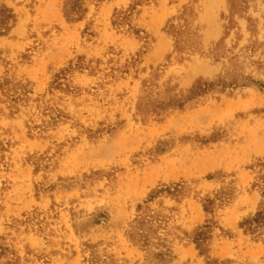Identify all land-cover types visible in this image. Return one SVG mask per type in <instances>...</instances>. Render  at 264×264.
Listing matches in <instances>:
<instances>
[{"label": "rangeland", "instance_id": "obj_1", "mask_svg": "<svg viewBox=\"0 0 264 264\" xmlns=\"http://www.w3.org/2000/svg\"><path fill=\"white\" fill-rule=\"evenodd\" d=\"M73 1L0 0V264H264V0Z\"/></svg>", "mask_w": 264, "mask_h": 264}, {"label": "trees", "instance_id": "obj_2", "mask_svg": "<svg viewBox=\"0 0 264 264\" xmlns=\"http://www.w3.org/2000/svg\"><path fill=\"white\" fill-rule=\"evenodd\" d=\"M81 0H74L71 8L72 10H76L80 8ZM13 17V13L10 8H0V28H7L8 21ZM260 215V214H258Z\"/></svg>", "mask_w": 264, "mask_h": 264}]
</instances>
